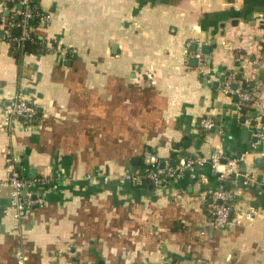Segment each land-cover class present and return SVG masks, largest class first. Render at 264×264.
Instances as JSON below:
<instances>
[{
	"label": "crops",
	"instance_id": "crops-1",
	"mask_svg": "<svg viewBox=\"0 0 264 264\" xmlns=\"http://www.w3.org/2000/svg\"><path fill=\"white\" fill-rule=\"evenodd\" d=\"M37 2L48 20L33 31L49 50L19 57L0 39V181L14 154L23 176L52 183L20 219L0 184V264H264V0ZM198 43L210 45L200 68ZM228 75L253 104L221 90ZM18 92L37 128L4 129L2 102ZM204 116L216 127L202 129ZM216 147L237 159L224 181L209 163ZM144 150L205 161L136 184ZM222 182L250 221L213 225L206 203Z\"/></svg>",
	"mask_w": 264,
	"mask_h": 264
},
{
	"label": "built area",
	"instance_id": "built-area-1",
	"mask_svg": "<svg viewBox=\"0 0 264 264\" xmlns=\"http://www.w3.org/2000/svg\"><path fill=\"white\" fill-rule=\"evenodd\" d=\"M39 7L37 0H0V39L20 45L24 40L31 38L30 33L33 30L31 20L33 17L38 18L37 25L45 24L48 20L47 11L39 9ZM16 27L19 29L18 34L13 33V29ZM192 55L196 57L197 67H202L205 57L201 52L199 43ZM201 73L204 74L202 70ZM233 82H235L233 76L228 75L221 83V90L225 93L234 92L237 94L239 104L244 106L253 104L255 102L254 91L251 89L245 90L242 87L231 88ZM2 112L3 127L7 131H10L16 124L25 129L38 127V108L20 92L3 100ZM198 122L204 130L216 127L214 120L207 116L201 117ZM263 136L264 119L261 123L259 137ZM16 160V155H7L4 166L5 178L0 181V184L9 187V205L12 210V217L20 219L27 209L45 203L44 187L51 184L52 179L44 175L23 176L17 168ZM204 161L205 159L199 155H188L178 160L163 159L150 150H144L143 173L141 175H128V177L136 184H142L145 181L154 185H161L170 180L183 177L186 172L193 170L195 164H202ZM209 163L222 181L228 178L231 173L236 172L237 159L226 157L220 147L213 149L209 157ZM233 198V190L226 187L223 182L209 193L206 207L214 226L231 227L242 223L244 220H251L252 215L249 211L232 209ZM16 257L18 261H22L24 259L23 252L21 250L17 251ZM157 264L177 263L170 258H164Z\"/></svg>",
	"mask_w": 264,
	"mask_h": 264
},
{
	"label": "trees",
	"instance_id": "trees-1",
	"mask_svg": "<svg viewBox=\"0 0 264 264\" xmlns=\"http://www.w3.org/2000/svg\"><path fill=\"white\" fill-rule=\"evenodd\" d=\"M39 9L41 8L39 7ZM37 22H38V18L33 17V19L31 20V24L33 28L38 26ZM0 33H1V29H0ZM30 34H31V38L24 40L20 45H18L19 57H20V54H22L23 52L43 53L49 50L48 44L46 43L45 40H43L42 38H39L33 30L31 31ZM11 45H13L12 42H11Z\"/></svg>",
	"mask_w": 264,
	"mask_h": 264
},
{
	"label": "water",
	"instance_id": "water-1",
	"mask_svg": "<svg viewBox=\"0 0 264 264\" xmlns=\"http://www.w3.org/2000/svg\"><path fill=\"white\" fill-rule=\"evenodd\" d=\"M18 7H20L19 5H18ZM13 33H15V34H18L19 33V29L16 27V28H14L13 29ZM1 34V33H0ZM212 43L214 42V40H212L211 41ZM13 44L15 45L16 43L15 42H13ZM194 48V47H193ZM202 51H203V53H206V54H209V52H210V45L209 44H203V46H202ZM191 64L192 65H194V64H196V59L195 58H192L191 59ZM236 87H238V83H232L231 84V88H236ZM233 98L234 99H238V96H237V94H234L233 95ZM241 121H244V118L242 117L241 118ZM198 141H199V138H197L196 140H195V146H197V143H198ZM187 142V143H186ZM185 145H188L189 144V141L188 140H185V143H184Z\"/></svg>",
	"mask_w": 264,
	"mask_h": 264
}]
</instances>
